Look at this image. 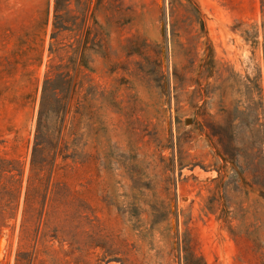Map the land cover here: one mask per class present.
I'll return each instance as SVG.
<instances>
[{"label": "rangeland", "instance_id": "obj_1", "mask_svg": "<svg viewBox=\"0 0 264 264\" xmlns=\"http://www.w3.org/2000/svg\"><path fill=\"white\" fill-rule=\"evenodd\" d=\"M263 47L264 0H0V264H264Z\"/></svg>", "mask_w": 264, "mask_h": 264}, {"label": "trees", "instance_id": "obj_2", "mask_svg": "<svg viewBox=\"0 0 264 264\" xmlns=\"http://www.w3.org/2000/svg\"><path fill=\"white\" fill-rule=\"evenodd\" d=\"M264 51V47H263ZM49 80L46 79L43 82L42 88H41V98H40V107L43 103L45 93L47 91V84H49ZM37 132V129H36ZM42 142L39 140V136L37 133L35 134L33 138V143L31 147V155L29 159V168H28V176L26 179V185H25V196H24V201L26 200V190L29 188V184L31 180L34 178L35 175L38 174L41 170L45 168L46 159L44 156H42ZM257 155L261 153L260 151V145L257 146L256 149ZM5 172H10V178L12 179L10 186H6L3 182L1 184V193L2 194H9L12 198V201H15V204L12 206L13 208L17 207V201L19 197V192L21 188V178H22V173L23 169L20 164V162L16 159H6L3 157H0V177L3 176ZM7 208H12L9 206V204L4 205ZM259 247H262L261 245L258 244Z\"/></svg>", "mask_w": 264, "mask_h": 264}]
</instances>
